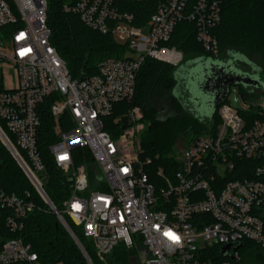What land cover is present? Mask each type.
Masks as SVG:
<instances>
[{
    "label": "built area",
    "instance_id": "obj_1",
    "mask_svg": "<svg viewBox=\"0 0 264 264\" xmlns=\"http://www.w3.org/2000/svg\"><path fill=\"white\" fill-rule=\"evenodd\" d=\"M221 2L76 0L63 6L85 28L127 48L121 58L100 61L95 74L72 79L50 41L47 1L0 0V144L84 264L93 263L81 239L103 264L117 247L133 251L138 264H243L238 252L244 244L264 251V162L251 178H233L240 162L264 161V118L247 122L241 116L250 104L233 109L228 93L217 108L215 129L174 151L171 172L152 169V160L141 157L139 107L111 120L120 131L105 129L114 106L133 98L145 59L174 68L182 64V52L169 46L178 24L192 25L204 54L218 58L214 32ZM125 3H153L154 11L139 24ZM43 106L52 125L47 154L69 185L58 207L43 189L45 161L38 146ZM252 106L264 115L258 101ZM37 208L29 191L0 192V216L6 213L5 228L16 235L2 243L0 264H41L19 236L24 219ZM211 250L220 256L214 263L206 258Z\"/></svg>",
    "mask_w": 264,
    "mask_h": 264
},
{
    "label": "trees",
    "instance_id": "obj_2",
    "mask_svg": "<svg viewBox=\"0 0 264 264\" xmlns=\"http://www.w3.org/2000/svg\"><path fill=\"white\" fill-rule=\"evenodd\" d=\"M46 1V25L50 32V41L65 62L72 79L91 76L96 73V65L100 61L121 58L126 54L127 48L117 45L112 36L91 31L80 23L77 16L63 12V6L72 5L76 0ZM125 4L126 10L140 20L139 24L146 21L154 11L153 3ZM214 33L219 47L218 60L204 54L194 38L192 25L186 22L178 24L169 46H174L182 52V64L174 68L145 59L136 77L133 98L115 105L111 117L105 120L107 131H120L119 126L110 125L111 120L122 116L132 107L141 109L142 122L146 125L139 139L141 157L152 160V169L167 167V171L175 170L176 165L171 156L177 140L183 139L189 144L198 136L213 131L219 123L217 110L209 113L207 117H201L191 111V108L185 107V103L174 95L178 84L176 73L182 65L193 64L199 60H230L235 70L240 71L239 66H248L245 63L247 62L264 73V0H222L221 21ZM240 58L245 62H240ZM235 87L239 89L243 100L250 104V111L241 115L244 120L251 122L264 118V115L260 117L257 109L252 106L260 96H257L255 91L260 89L261 94H264V86L259 89L240 85ZM184 99L189 100V93ZM166 109H170V115L163 120L158 119L159 112ZM41 122L38 146L45 161L43 189L52 204L58 207L68 198L69 185L55 169L47 154V146L52 141V125L46 106L42 107ZM87 161L90 163V159ZM263 162L258 159L240 162L235 168L238 174H234L233 178H251L252 170ZM27 191L32 193V200L39 208L24 219V228L19 233L22 240L30 244L32 250L38 254L41 264H84L69 236L38 200L15 161L0 144V192L23 196ZM5 215L6 213L0 216V248L4 241L16 236L5 228ZM69 226L78 235L75 227L72 224ZM81 242L92 263L103 264L95 258L88 243L82 239ZM244 251L246 255L241 257L244 264H264V251L253 244H244L240 252ZM206 258L214 263L220 256L218 251L211 250ZM106 264H136L134 252L117 247L106 258Z\"/></svg>",
    "mask_w": 264,
    "mask_h": 264
},
{
    "label": "water",
    "instance_id": "obj_3",
    "mask_svg": "<svg viewBox=\"0 0 264 264\" xmlns=\"http://www.w3.org/2000/svg\"><path fill=\"white\" fill-rule=\"evenodd\" d=\"M201 61V60H199ZM198 62V61H197ZM194 62L193 64L197 63ZM203 63V69L201 72L192 74L190 76V82L192 87H196L201 94L208 98L206 105L210 108V113H213L217 108L224 103V100L228 96L229 88L231 86H243V87H253V88H262L263 86L256 80H254L251 75L247 73L240 72L235 70L228 61H210L206 65ZM240 62H245L244 59L240 58ZM251 69V74L257 72L258 70L255 66L250 63L245 62ZM191 64V65H193ZM187 65V64H185ZM259 71V70H258ZM184 76V75H183ZM182 74L180 69L176 73V78L178 84H182ZM177 84V85H178ZM194 103L198 102V99L192 97V94L189 93V100ZM201 103L196 105V109L200 108ZM185 107L191 108L186 105ZM193 109V108H192ZM260 151L264 152V148ZM228 249V247L222 248V254Z\"/></svg>",
    "mask_w": 264,
    "mask_h": 264
},
{
    "label": "rangeland",
    "instance_id": "obj_4",
    "mask_svg": "<svg viewBox=\"0 0 264 264\" xmlns=\"http://www.w3.org/2000/svg\"><path fill=\"white\" fill-rule=\"evenodd\" d=\"M0 36L2 37V32H0ZM218 60V59H216ZM204 63H206V65L209 64V60L205 61ZM230 64H232V61H230ZM257 68V67H256ZM203 69V63H202V60L201 61H198L197 63L191 65V64H187V65H182L180 67V71H181V74H182V84H178L175 91H174V95L178 96L183 103H185V105H189L191 107V111H195V114H198L199 116L201 117H207L210 113V108L206 105V102L208 101V98L203 96L201 94V92L196 89V87H192L191 86V82L189 81L190 80V76L192 74H196V73H199L201 72ZM238 69L240 70V72H243V73H247L249 75H251V77L258 81L262 86H264V73H261V71L259 70H255L257 72L251 74V69L248 67V66H239ZM187 93H190L192 94V97L193 98H197L198 99V102L194 103L193 101L188 100L186 101L184 98L186 96ZM262 91H255V94H257V96L259 94H261ZM237 99V101L235 102L234 99ZM258 101V104L261 106L262 110L264 111V94H262L259 99L257 100ZM227 102L228 104L233 108V109H236L238 111H241L242 110V105L245 103L243 98L241 97L240 95V92H239V89L235 86H231L229 88V96H228V99H227ZM198 103H201L200 105V108L199 109H196V105ZM193 108V109H192ZM171 113L170 109H166L165 111H160L159 114H158V119L160 120H163L164 118H166L167 116H169ZM146 128V125L144 124V129L143 131L145 130ZM187 145L185 143V141L182 139H179L177 140L176 144H175V148H174V151H179L180 149H183L184 146ZM239 256H241L242 258L246 255V252H238ZM136 261V264H138L137 260ZM243 264L245 262H242Z\"/></svg>",
    "mask_w": 264,
    "mask_h": 264
},
{
    "label": "snow or ice",
    "instance_id": "obj_5",
    "mask_svg": "<svg viewBox=\"0 0 264 264\" xmlns=\"http://www.w3.org/2000/svg\"><path fill=\"white\" fill-rule=\"evenodd\" d=\"M64 158H65V157H61V159H64ZM168 235H169L173 240H176V241L179 240V237L175 236L174 234L168 233Z\"/></svg>",
    "mask_w": 264,
    "mask_h": 264
},
{
    "label": "crops",
    "instance_id": "obj_6",
    "mask_svg": "<svg viewBox=\"0 0 264 264\" xmlns=\"http://www.w3.org/2000/svg\"><path fill=\"white\" fill-rule=\"evenodd\" d=\"M259 91H260V89H259ZM228 93H229V92H228ZM261 95H262V94H260V96H261ZM260 96H259V97H260ZM259 97H258V99H259ZM258 99H257V100H258ZM257 100H256L255 102H257Z\"/></svg>",
    "mask_w": 264,
    "mask_h": 264
}]
</instances>
